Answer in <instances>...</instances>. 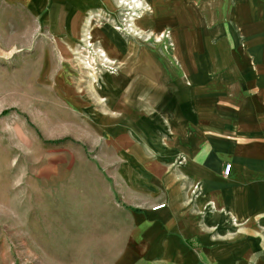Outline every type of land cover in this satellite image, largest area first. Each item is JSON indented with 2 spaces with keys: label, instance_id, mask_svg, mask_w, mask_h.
<instances>
[{
  "label": "rangeland",
  "instance_id": "374dc122",
  "mask_svg": "<svg viewBox=\"0 0 264 264\" xmlns=\"http://www.w3.org/2000/svg\"><path fill=\"white\" fill-rule=\"evenodd\" d=\"M5 1L0 0V10ZM139 1L137 8L126 5L114 14L103 11L98 16L103 21L100 28L112 23L118 31L115 35L108 27L105 35H114L115 42L124 41L134 51L124 52L129 56L121 60L109 44L112 61L96 56L103 48L83 26L84 11L80 18L78 12L73 14L71 28L57 27L47 18L50 3L40 15L22 13L20 20L13 9L6 16L2 12L6 18L0 23V36L14 37L0 42V264H73L70 252L84 256L85 243L92 238L94 229L78 226L93 202L99 203L100 193L92 189L106 188V178L116 172L134 170V165L118 157L158 156L161 153L151 148L150 140L160 137L159 150L167 151L168 140L178 138L170 130H157L148 116L137 115L135 122L133 116H124L127 107L148 111L146 95L154 91L153 85H145L131 94L142 76L149 78L136 73L130 78V66L143 73L149 71L142 66L151 57L163 67H168L169 59L177 63L174 50H186L184 39L203 40L207 60L222 61L232 52L245 66L254 62L250 46L264 47V0ZM181 13L184 32L179 21H174L175 26L170 19ZM151 17L157 22L155 28ZM81 35L92 39L83 42ZM86 56L95 59L94 84L104 102L91 96L93 85L83 70ZM124 118L127 121L121 123ZM123 140L131 147L122 148ZM142 143L147 147L139 146ZM200 187L193 183L191 191ZM195 197L191 194L190 199ZM166 205L162 200L153 208Z\"/></svg>",
  "mask_w": 264,
  "mask_h": 264
},
{
  "label": "crops",
  "instance_id": "0c3cea01",
  "mask_svg": "<svg viewBox=\"0 0 264 264\" xmlns=\"http://www.w3.org/2000/svg\"><path fill=\"white\" fill-rule=\"evenodd\" d=\"M115 2L6 0L0 23L6 18L2 12L5 15L13 9L14 17L20 20L22 13L40 15L50 3L47 18L57 27L71 28L74 13L78 12L79 18L81 11L87 14L102 9L114 14ZM180 15L171 17V24L179 21L184 32L185 17ZM102 22L98 20L93 29L100 47L107 48L108 53L112 44L119 59L124 60L129 56L124 52L134 51L124 41L115 42L114 35H105L108 27L115 35L118 31L112 23L100 28ZM1 36V43L14 37L6 33ZM183 43L186 50L176 47L178 61L169 59L168 67L162 62L155 64L151 56L142 66L149 71L139 73L129 65L130 78L135 73L149 78L142 76L131 94L142 91L145 85H153L150 90L154 91L146 95L148 111L127 107L124 116H133L134 122L137 115L148 116L157 130H170L178 138L168 140L167 151L159 150L160 137L159 141L150 140L151 148L160 151L158 156L118 157L134 165V170L116 172L106 178V188L92 189L100 193L99 203L95 200L85 219L78 221L79 227L94 229L92 238L85 243L84 256L70 252L73 264L84 260V264H264V47L250 46L254 62L245 66L232 52L222 61L207 60L209 51L199 38L184 39ZM123 141L122 148L131 147ZM139 146L147 147L146 143ZM225 162L231 164L227 175L223 173ZM196 182L201 187L193 192ZM191 194H196L193 200ZM162 200L167 205L154 209L153 205Z\"/></svg>",
  "mask_w": 264,
  "mask_h": 264
},
{
  "label": "bare ground",
  "instance_id": "6f19581e",
  "mask_svg": "<svg viewBox=\"0 0 264 264\" xmlns=\"http://www.w3.org/2000/svg\"><path fill=\"white\" fill-rule=\"evenodd\" d=\"M141 1H139V0H131V1H129L128 2V0H116V2H115V8H116V10H117V12H119V10L120 9H122V8H124V6H126V5H131V8H137V7H139V6H141ZM151 8V7H150ZM103 13V10L101 9L99 12H97V13H94V12H87V14L85 13V15H84V21H83V24L85 25V26H87V29L86 30H91L92 31V35H93V38H95V41H100L99 40V38L97 37V35H95L94 33H93V29H94V27H95V25L97 24V21L98 20H100L99 18H98V16L99 15H101ZM132 20H135V19H132ZM135 24V23H134ZM83 25V26H84ZM137 25V24H136ZM139 34V33H138ZM81 41H86V40H89V39H92V37H88V39H83L82 38V35H81V37L79 38ZM79 40V41H80ZM76 44H77V42H76ZM92 45L93 44H91V43H89V45H88V47H92ZM86 48V47H85ZM88 50V49H87ZM94 52H96V51H94ZM82 56H85L84 54H82ZM96 56H98V57H108V61H112V59H110V57L108 56V53H107V51L105 50V49H101L100 51H97V53H96ZM92 58V59H91ZM82 60H83V62H84V64H85V67L83 68V70H84V72L85 73H87V78L89 79L88 81H89V84L91 83L93 86H92V88H91V90H92V94H91V96L95 99V101H97V102H104L105 101V99H102L103 97H101L98 93H97V91H96V85L94 84V82L97 80V78H98V75H97V73H96V71H95V68H94V66H93V63H94V60L95 59H93V57H87L86 56V58H83L82 57ZM86 78V79H87ZM90 86V85H89Z\"/></svg>",
  "mask_w": 264,
  "mask_h": 264
},
{
  "label": "built area",
  "instance_id": "2783aa9c",
  "mask_svg": "<svg viewBox=\"0 0 264 264\" xmlns=\"http://www.w3.org/2000/svg\"><path fill=\"white\" fill-rule=\"evenodd\" d=\"M230 167H231L230 162L225 163V165H224V167H223V173H224L225 175H227V174L229 173V171H230Z\"/></svg>",
  "mask_w": 264,
  "mask_h": 264
}]
</instances>
